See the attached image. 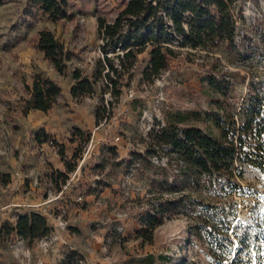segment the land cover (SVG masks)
<instances>
[{
    "label": "trees",
    "instance_id": "obj_1",
    "mask_svg": "<svg viewBox=\"0 0 264 264\" xmlns=\"http://www.w3.org/2000/svg\"><path fill=\"white\" fill-rule=\"evenodd\" d=\"M236 1L127 0L112 21L97 17V32L103 41L100 46L103 57L98 63L106 67L103 76L107 84H111V91L118 94L117 83L110 73L120 75L130 71L146 48H149V57L142 75L150 81L168 68L176 55L173 47L201 51L204 53L200 56L209 57L208 70L201 77L206 86L209 111L166 114V124L148 132L144 152L132 151L129 159L122 161L128 165L140 162L144 168L154 166L162 172V180L150 181L159 191L148 199L149 210L141 216V228L136 230V237L143 243L151 242L154 229L166 217L183 214L197 226L195 235L205 241L212 264H264L263 233L240 231L238 227L230 231L232 223H237L232 204L237 203L234 194L242 189L245 169L264 171V76L223 70L219 59L210 55L212 49L220 45L242 54L236 44L237 23L232 10ZM25 2L28 7L45 13L51 22L69 17L67 0ZM34 45L59 74L64 73L70 52L52 31L39 30ZM108 46L114 49L117 66L106 51ZM71 76L73 98L94 91L93 83L79 69L75 68ZM238 81L246 84V88L235 96ZM26 89L30 98L25 100L24 111L47 112L61 95L59 85L39 73L34 74L31 87ZM95 119L97 124L98 118ZM193 121H200L204 128L191 125ZM179 123L185 125L180 127ZM72 130L75 134H84L78 127ZM40 138H48L43 129L35 133V139L40 141ZM85 138L86 141L90 138L89 132ZM51 143L64 160L65 171L52 170L50 176L59 190L60 184L75 170L76 160L81 155L75 149L66 159L64 145L54 140ZM148 156H155L156 163ZM6 182L8 177L3 180ZM51 231L43 215L24 211L18 214L14 225L8 221L0 224V245L13 232L30 244ZM78 259L82 257L71 251L65 257V264H78ZM152 259L148 256L147 264Z\"/></svg>",
    "mask_w": 264,
    "mask_h": 264
},
{
    "label": "rangeland",
    "instance_id": "obj_2",
    "mask_svg": "<svg viewBox=\"0 0 264 264\" xmlns=\"http://www.w3.org/2000/svg\"><path fill=\"white\" fill-rule=\"evenodd\" d=\"M67 2L69 17L51 22L41 10L28 7L25 0H0V82L10 70L3 61L5 50L2 47L7 39L20 38L23 33L32 46L37 32L49 29L70 52L63 74L72 78V71L77 68L93 83L94 91L77 98L76 103L90 106L98 122L84 130L83 135L71 130L68 149L70 156L78 149L82 156L80 160L85 159L82 167L86 178L79 187L82 199L91 195L98 200L99 208L91 207L89 211L92 220L85 226L86 232L105 228L101 239L95 243L98 245L91 249L95 264H147L148 256L153 258L150 264H212L205 241L195 235L197 226L183 214L166 217L154 229L151 242L143 243L136 237V230L141 228V216L149 210L148 199L159 191L150 181L154 178L162 180V172L154 166L144 168L140 162L131 165L122 162L129 159L132 151L144 152L149 141L148 132L151 128L164 126L166 114L209 111L206 86L201 77L208 70L207 63L210 62L207 61L211 60L200 56L204 52L173 47L176 55L168 68L150 81L142 75L149 57V48H146L130 71L120 75L110 73L119 90L115 94L103 76L106 67L98 63L103 57L100 49L103 41L97 32V17L112 21L127 0ZM232 10L237 23L236 44L242 54L220 45L212 49L210 55L219 59L223 70L264 76V0H237ZM246 48L249 49L247 53ZM113 50L109 46L106 48L117 66L118 59ZM115 50L121 52V49ZM245 88L246 84L238 81L234 95L239 96ZM11 106L13 104L5 97L4 87L0 85V109L6 110L4 113L0 110V132L9 124ZM190 124L204 128L200 121ZM88 132L90 138L86 141ZM148 158L153 163L157 161L155 156ZM7 175L0 172V184ZM234 197L237 203L232 204V208L237 223H232L230 231L238 227L240 231L258 230L264 234V171L246 168L242 189Z\"/></svg>",
    "mask_w": 264,
    "mask_h": 264
},
{
    "label": "crops",
    "instance_id": "obj_3",
    "mask_svg": "<svg viewBox=\"0 0 264 264\" xmlns=\"http://www.w3.org/2000/svg\"><path fill=\"white\" fill-rule=\"evenodd\" d=\"M20 36L9 37L2 47L5 67L10 70L0 85L13 106L8 111L9 124L0 132V172L8 174V182L0 184V224L8 221L14 225L18 214L32 210L46 218L52 231L30 244L13 232L0 245V260L2 264H65L66 255L76 251L86 264H95L91 249L98 245L95 243L105 228L86 232L85 226L92 220L89 211L99 206L91 195L82 199L80 194V184L86 178L84 157L76 160L75 170L59 190L50 177L52 170L65 171L64 160L51 140L64 145L69 159L71 130L78 127L84 131L96 126L95 115L90 106L78 105L71 96L73 79L59 74L35 47L37 35L32 46L23 33ZM38 73L55 81L61 95L47 112L24 111L25 100L30 98L26 87H31L33 76ZM0 110L4 113L5 109ZM39 129L48 135L46 140L35 139Z\"/></svg>",
    "mask_w": 264,
    "mask_h": 264
},
{
    "label": "built area",
    "instance_id": "obj_4",
    "mask_svg": "<svg viewBox=\"0 0 264 264\" xmlns=\"http://www.w3.org/2000/svg\"><path fill=\"white\" fill-rule=\"evenodd\" d=\"M81 198L80 197H78V200H80ZM78 264H84V261H83V259H78Z\"/></svg>",
    "mask_w": 264,
    "mask_h": 264
}]
</instances>
